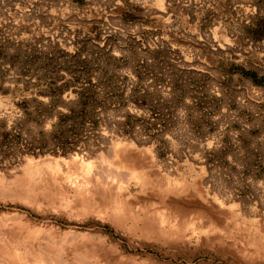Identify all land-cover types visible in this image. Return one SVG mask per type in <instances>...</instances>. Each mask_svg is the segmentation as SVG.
<instances>
[{"label":"rangeland","instance_id":"rangeland-1","mask_svg":"<svg viewBox=\"0 0 264 264\" xmlns=\"http://www.w3.org/2000/svg\"><path fill=\"white\" fill-rule=\"evenodd\" d=\"M0 264H264V0H0Z\"/></svg>","mask_w":264,"mask_h":264},{"label":"bare ground","instance_id":"bare-ground-1","mask_svg":"<svg viewBox=\"0 0 264 264\" xmlns=\"http://www.w3.org/2000/svg\"><path fill=\"white\" fill-rule=\"evenodd\" d=\"M254 3V2H253ZM256 8V7H255ZM258 10V9H257ZM262 44H263V42H262Z\"/></svg>","mask_w":264,"mask_h":264}]
</instances>
